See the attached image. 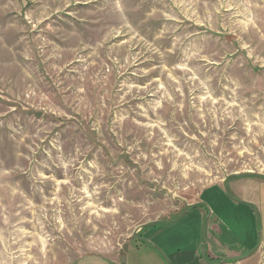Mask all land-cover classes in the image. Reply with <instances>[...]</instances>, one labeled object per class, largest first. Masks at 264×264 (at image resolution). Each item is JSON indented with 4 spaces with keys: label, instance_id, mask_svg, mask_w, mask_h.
<instances>
[{
    "label": "rangeland",
    "instance_id": "1",
    "mask_svg": "<svg viewBox=\"0 0 264 264\" xmlns=\"http://www.w3.org/2000/svg\"><path fill=\"white\" fill-rule=\"evenodd\" d=\"M248 172L264 0H0V264H192L206 215L167 221Z\"/></svg>",
    "mask_w": 264,
    "mask_h": 264
},
{
    "label": "crops",
    "instance_id": "2",
    "mask_svg": "<svg viewBox=\"0 0 264 264\" xmlns=\"http://www.w3.org/2000/svg\"><path fill=\"white\" fill-rule=\"evenodd\" d=\"M225 185H229L233 200L224 193ZM253 206L258 208L260 213L264 211V178L256 176L229 178L225 183L213 184L201 191L198 198L183 210H187V213L189 209L199 207L198 209H201L197 210L199 216L203 218L206 215L204 255L203 251L200 255V251L194 248L190 255L192 264L194 262V264H240L252 257L254 251H262L263 241L258 247H253L255 244ZM178 215L166 221H177ZM262 229L264 230V227ZM140 241L146 244L150 242L143 237ZM252 247L254 250L249 253ZM90 255L100 256L103 264H121L119 257L114 259L99 254ZM171 258L177 262L176 264H180L182 259L176 255H172ZM156 263L164 264V261L156 258Z\"/></svg>",
    "mask_w": 264,
    "mask_h": 264
},
{
    "label": "water",
    "instance_id": "3",
    "mask_svg": "<svg viewBox=\"0 0 264 264\" xmlns=\"http://www.w3.org/2000/svg\"><path fill=\"white\" fill-rule=\"evenodd\" d=\"M236 175H238V174L235 173V174H230V175H228V176L224 179V183H225L230 177H232V176H236ZM242 175L256 176V177L264 178V174L255 173V172H248V173H246V174H242ZM186 211H187V210H185L184 212H182V213L177 217V219L180 218V217H182V216L186 213ZM158 221H159V220H155V221H151V222H148V223L141 224V225L138 227L137 231L140 230V229H142V228L145 227V226L154 225V224L158 223ZM137 231H135V232L132 234V237H133V238H137V237H138V235H137ZM260 242H261V241H260V239H259L257 245L255 246V248L258 247V245L260 244ZM253 250H254V248H253L249 253H251ZM203 255H204V244H203Z\"/></svg>",
    "mask_w": 264,
    "mask_h": 264
},
{
    "label": "trees",
    "instance_id": "4",
    "mask_svg": "<svg viewBox=\"0 0 264 264\" xmlns=\"http://www.w3.org/2000/svg\"><path fill=\"white\" fill-rule=\"evenodd\" d=\"M142 230V229H141ZM138 235V234H137Z\"/></svg>",
    "mask_w": 264,
    "mask_h": 264
}]
</instances>
